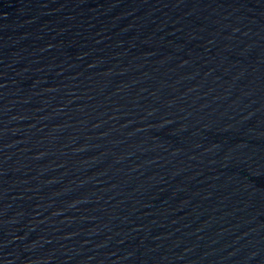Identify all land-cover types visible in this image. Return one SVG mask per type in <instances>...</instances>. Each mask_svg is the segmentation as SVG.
Instances as JSON below:
<instances>
[{"label":"water","instance_id":"water-1","mask_svg":"<svg viewBox=\"0 0 264 264\" xmlns=\"http://www.w3.org/2000/svg\"><path fill=\"white\" fill-rule=\"evenodd\" d=\"M0 264H264V0H0Z\"/></svg>","mask_w":264,"mask_h":264}]
</instances>
